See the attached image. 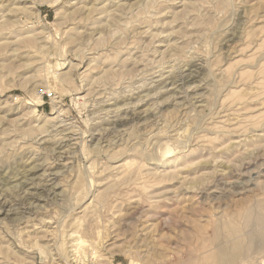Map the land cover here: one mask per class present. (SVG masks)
Returning a JSON list of instances; mask_svg holds the SVG:
<instances>
[{
	"label": "rangeland",
	"instance_id": "374dc122",
	"mask_svg": "<svg viewBox=\"0 0 264 264\" xmlns=\"http://www.w3.org/2000/svg\"><path fill=\"white\" fill-rule=\"evenodd\" d=\"M256 205L264 0H0V264H264Z\"/></svg>",
	"mask_w": 264,
	"mask_h": 264
},
{
	"label": "bare ground",
	"instance_id": "6f19581e",
	"mask_svg": "<svg viewBox=\"0 0 264 264\" xmlns=\"http://www.w3.org/2000/svg\"><path fill=\"white\" fill-rule=\"evenodd\" d=\"M29 170H27V171H29ZM26 174H27V172H26ZM256 208H258L257 205L253 206L251 209L247 208L248 210L245 211V212H247L246 215H245V219H244L245 223L246 224L250 223L251 225H254V228L246 233L247 239H238L237 240V242L235 244V247L237 246V248H239V249H249V248L251 249V248H253V246H254L253 244L255 243L254 239H256L257 237L264 238V216H261L259 213L255 214ZM255 225L262 226V227H260L259 230H257V229H255ZM232 233H234V231H232ZM236 233H238V232H236ZM240 254H241V252L235 253L233 256H231L233 259H230V258L227 259V256H224V258L223 259H219L216 262V264H228L229 263L228 261H230V260L234 261V260L238 259L239 257H241ZM231 263H233V262H231Z\"/></svg>",
	"mask_w": 264,
	"mask_h": 264
},
{
	"label": "built area",
	"instance_id": "2783aa9c",
	"mask_svg": "<svg viewBox=\"0 0 264 264\" xmlns=\"http://www.w3.org/2000/svg\"><path fill=\"white\" fill-rule=\"evenodd\" d=\"M47 97L51 98L53 96V93H46Z\"/></svg>",
	"mask_w": 264,
	"mask_h": 264
}]
</instances>
